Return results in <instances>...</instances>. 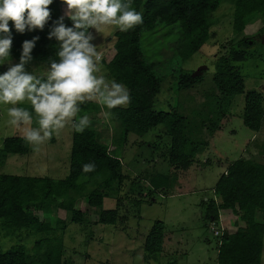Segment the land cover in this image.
<instances>
[{
	"label": "rangeland",
	"instance_id": "374dc122",
	"mask_svg": "<svg viewBox=\"0 0 264 264\" xmlns=\"http://www.w3.org/2000/svg\"><path fill=\"white\" fill-rule=\"evenodd\" d=\"M227 1L230 0L221 2L211 16L213 25L210 39L184 63H174V57L170 58L168 49L169 42H174L178 33L165 36L167 29H162L144 37L147 55L154 54L151 61L163 63L157 70L164 82L154 101V110L169 112L175 109L186 116L193 127L189 135L192 142L205 143L186 173L175 172L168 163L170 138L165 134L163 126H157L143 136L129 134L127 142L119 146L120 128L110 118L106 121L104 106L91 101L98 105V111L86 114L79 111L77 117H74L78 119L87 116L90 120L87 129L99 135V143L107 145L109 151H118L116 154L126 177L120 188L116 184L105 186L101 183L97 186L107 196L99 209L87 206V192L83 196L71 194L74 209L82 212L81 223H70V213L59 207H55L52 215L47 217L52 226L57 224V220L66 224L61 236L64 247L62 264H216L218 239L210 223L205 220V201L215 199L213 188L230 163L244 158L254 159L264 165V119L257 133L243 126L241 115L244 95L235 97L230 107L222 108L224 114L232 117L222 124L221 129L215 133L209 129L211 122L215 123L217 119L213 113L221 107L220 95L211 82L215 61L236 46L242 37L251 38L245 61L237 64L244 79L245 92L262 93L264 97V19H253L243 34L235 36L232 31L234 5ZM65 10L66 5H62L61 16H64ZM118 30L115 26H102L99 32L94 28L90 31L94 36L90 42L102 57L99 71L95 75L104 77L108 83L113 80L103 62H108L115 53L113 35ZM161 50L163 52L159 55ZM164 57L170 59L165 61ZM17 63L19 60L9 56L0 60V74L7 71L11 64ZM49 67L50 64L35 61L25 65L29 73L41 78H47ZM181 71L201 74L202 84L179 92L177 77ZM29 105L25 101L16 106ZM8 107L12 106L0 104V151L6 138H22V128L6 123L9 119L6 111ZM202 123L206 126L202 127ZM31 127H38L35 117ZM72 131L71 123H66L63 129L40 144L38 151H34L30 145V152L26 155L4 156L0 153V174L46 177L55 181L65 179L69 171ZM159 175L170 176V185L153 192L148 182ZM132 182L142 183L139 194L129 193ZM143 183L147 184L144 189ZM92 189L89 188L88 192ZM114 209L118 212L115 225L97 223L98 212ZM157 221L165 226L163 252L147 256L143 248L144 239ZM220 221L225 231L230 234L236 232L235 222L238 220L230 212L220 211ZM256 222L264 224V212L256 214ZM45 237V234L26 233L23 230L5 236L0 227V252L22 245L29 261L41 264L40 261L46 260L48 251H45L46 246L39 247L36 242ZM260 264H264V235Z\"/></svg>",
	"mask_w": 264,
	"mask_h": 264
},
{
	"label": "trees",
	"instance_id": "16d2710c",
	"mask_svg": "<svg viewBox=\"0 0 264 264\" xmlns=\"http://www.w3.org/2000/svg\"><path fill=\"white\" fill-rule=\"evenodd\" d=\"M226 0H122L132 10L142 14L143 22L127 32L120 30L113 35L114 55L108 62H103L110 78L122 84L130 95V103L126 107L112 109V123L118 124L120 135L118 144L126 143L129 134L143 136L157 126H163L165 134L170 138L168 163L175 172L186 173L195 163L196 156L204 142H192L190 133L193 127L186 116L175 109L169 112L155 111L154 101L161 91L164 82L157 70L163 65L160 61H151L154 54L147 55L144 49L145 35L151 36L167 29L165 36L178 33L174 42H169L170 58L174 63H184L196 54L210 39L213 25L212 14L221 2ZM234 5L232 31L235 36L243 34L247 24L253 19H264V0H230ZM61 0H53L49 6L51 15L43 31H25L17 33L13 22L9 28L13 35V44L9 57L19 60L25 40L39 36L32 48L31 61L50 64L51 60H59L57 52L60 42L53 36L48 39L52 23L61 17ZM66 26L71 27L72 21L64 19ZM91 31V29H89ZM251 38L242 37L231 47L230 51L217 58L211 82L221 98V107L214 117L216 122L209 129L216 132L222 124L232 116L224 114L222 108L230 107L232 100L244 95L242 109L243 126L253 133L260 131L264 119V97L262 93L245 92L244 79L237 64L246 59V50ZM143 43V46H142ZM253 44V41H252ZM167 49V50H168ZM163 50L159 51L162 53ZM165 58L168 61L170 58ZM41 78V77H38ZM46 79V78H43ZM178 90L187 91L202 84L199 73L180 72L177 77ZM225 107H223V105ZM23 107V106H19ZM30 112L31 106H24ZM82 113L98 111V105L86 101L79 105ZM106 111H109L105 107ZM227 111V110H226ZM215 119V118H214ZM202 127L206 126L202 123ZM85 128L82 133L72 131V142L69 155L68 176L63 180H52L42 177H22L0 174V227L4 235L25 231L26 233L45 234L36 245L46 246V260L41 264H62L64 247L62 234L66 224L56 221L55 226L49 223L55 207L70 213V223L79 224L82 212L74 209L71 194L83 196L86 192L87 206L99 209L107 197L97 188L101 183L105 186L116 184L121 187L125 180L122 173L123 165L116 154L109 151L108 146L99 143V135ZM30 145L21 137L6 138L0 153L6 155H26ZM92 163L95 170L84 173V164ZM125 176V177H124ZM170 176L159 175L148 182L153 190L170 185ZM83 180V181H82ZM86 180V181H85ZM82 181V182H81ZM139 181V180H138ZM147 184L143 183V189ZM89 188H93L88 192ZM142 183L132 182L129 193L139 194ZM166 192V191H164ZM215 199L205 201V220L209 223L219 222L220 211L230 212L238 220L235 222L236 232L224 231L217 237L216 264H260L263 251L264 224L256 222V214L264 212V165L254 159L241 158L228 165L213 188ZM69 196L72 198L70 199ZM40 216L43 217L40 220ZM46 217V218H45ZM118 212L101 210L98 212V224H116ZM165 226L155 222L144 239V252L147 256L159 255L163 252ZM58 231L59 233H56ZM0 264H32L22 245L14 246L8 251L0 252Z\"/></svg>",
	"mask_w": 264,
	"mask_h": 264
},
{
	"label": "clouds",
	"instance_id": "9594fccd",
	"mask_svg": "<svg viewBox=\"0 0 264 264\" xmlns=\"http://www.w3.org/2000/svg\"><path fill=\"white\" fill-rule=\"evenodd\" d=\"M53 0H0V60L10 55L13 35L9 21L17 33L43 31L49 22V6ZM66 5L64 16L52 23L48 39L53 36L60 42L57 52L59 60L50 59L46 79L29 73L25 65L33 59L30 55L39 36L25 40L19 63L11 64L0 74V104L7 108V124L22 128V139L38 151V146L63 129L66 123L78 133L90 125L87 116L77 117L79 105L94 101L109 111L104 113L106 121L113 115L112 109L130 103V95L122 84L105 81L95 75L102 59L89 29L99 32L102 26H115L127 32L143 22L142 14L132 10L122 0H61ZM65 16L72 21L68 27ZM25 101L32 111L17 107ZM38 127H31L33 119ZM84 173L95 170L92 163L84 164Z\"/></svg>",
	"mask_w": 264,
	"mask_h": 264
},
{
	"label": "built area",
	"instance_id": "2783aa9c",
	"mask_svg": "<svg viewBox=\"0 0 264 264\" xmlns=\"http://www.w3.org/2000/svg\"><path fill=\"white\" fill-rule=\"evenodd\" d=\"M211 230L213 231L214 236L219 237L222 236L223 232L225 231L223 229L222 223L220 221V213H219V222L218 224L216 223H210Z\"/></svg>",
	"mask_w": 264,
	"mask_h": 264
},
{
	"label": "crops",
	"instance_id": "0c3cea01",
	"mask_svg": "<svg viewBox=\"0 0 264 264\" xmlns=\"http://www.w3.org/2000/svg\"><path fill=\"white\" fill-rule=\"evenodd\" d=\"M113 57V56H112Z\"/></svg>",
	"mask_w": 264,
	"mask_h": 264
}]
</instances>
